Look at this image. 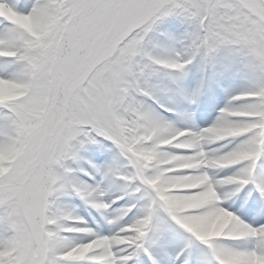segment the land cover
<instances>
[{
    "label": "rangeland",
    "instance_id": "1",
    "mask_svg": "<svg viewBox=\"0 0 264 264\" xmlns=\"http://www.w3.org/2000/svg\"><path fill=\"white\" fill-rule=\"evenodd\" d=\"M56 2L61 0H0V15L7 17V20L0 17V101H8L9 104L13 101L10 107L15 111L0 108V146L6 144L8 148L5 153L3 149L0 151L3 153L0 156V264H55L57 258L63 257L73 263H82L95 256L103 264H121L120 260L126 256L130 259L126 264H130L140 255L139 246L142 244L134 220L151 218L147 222L148 229L140 231L146 233L144 244L151 251L154 243L159 248L166 245L164 238L157 233L159 227L152 223L160 216L153 213V210H158L154 208L155 204L170 213V218L181 229L186 231L194 226L172 214L164 202L172 182L167 183L166 188L162 183L157 182L153 186L151 182L171 172L172 168L166 166L167 156L151 164L157 168L149 176L150 184L143 182L146 198L137 194L138 189H133L129 193H135V207L132 203L119 205L127 214L120 222L115 214L107 216L105 221L100 211L104 208L106 212L105 205L109 203L118 210L114 206L116 201L113 204L99 198L97 210L88 205L80 211V206H85L76 202L72 192L78 196L76 189L86 186L90 192L87 198L90 199L91 194L102 196L103 191H108L115 183L122 185L129 176L119 171L117 167L120 164L124 168L132 164L133 170H128V173L135 178H145V168L141 162L139 164L136 151L126 146L128 142H149L140 149L148 152L150 157L158 158L164 152L170 153L165 146L172 140L176 141L173 145H178L181 141L184 143L188 135L193 134L198 139L205 131L212 136L216 129L212 127L220 122H229L231 130L241 125L249 129L257 127L239 139V142H248L246 148L249 150L257 151L260 145H264V124L259 119L260 115L264 117V15L260 10L256 14L247 11L250 6L258 10L263 4L260 0H211L210 3L208 0H95L92 7L87 6L85 12L94 15H86L77 22V30H80L77 44L72 46L73 40L67 44L72 34L64 40L68 49L62 57V70L65 71L66 67L68 79L62 83L58 95L57 102L62 106L59 104L51 111L61 113L60 119L66 121L67 127L56 143V159L46 167L36 162L35 148L44 131L42 113L56 100L59 86L60 77L58 79L54 68L55 50L66 26L67 14L73 13L81 0H66L63 4ZM63 6L62 16L52 24L45 20L49 18L51 9L56 11ZM186 11L193 13L194 22L182 19L183 22L181 18L173 17L174 13ZM206 14L207 19L204 20ZM50 25L52 28L49 30ZM129 29L133 31L131 35L126 34ZM38 33L40 39L47 33L51 37L46 42L48 54L43 63L37 64L40 68L35 69L20 55H24V47L28 46L32 35ZM125 34L130 47L121 50L118 62L90 71L89 79L69 100L68 92L71 93L86 76L92 61L112 49L116 39ZM152 35H155L154 40L149 38ZM205 39L210 44L209 55L203 49ZM148 41L153 42L152 47L142 49L141 45L148 44ZM139 50H143L144 57ZM151 61L168 69L177 65L187 66L190 62L197 67V72L189 79L188 71L182 72L174 76L172 82L165 83L161 74L152 71L154 63ZM121 64L122 78L129 80L127 91L116 88L120 77L111 76L112 72L117 73L116 70L121 69ZM204 78V87L197 86L190 91V87ZM208 85H213V94L218 86L227 93L216 97L215 104H205L200 96ZM146 92L153 97L157 108L146 101L139 104L138 95ZM179 99L183 100L184 106L173 116L169 113V106ZM178 118L181 121L187 118L188 122L183 121L182 126L175 127L171 141L166 137L151 139L165 126L163 122ZM90 127L105 133L115 145L104 147L94 136L97 132ZM53 134L50 133V137ZM175 136L177 139H173ZM219 143L213 142L202 148H215ZM242 148L245 149L244 145ZM123 149L130 152L126 154ZM115 154L117 160L111 158ZM74 159L79 164L73 163ZM73 164L78 167L93 165L90 168L92 177L88 179L86 172L85 177L79 174V169L74 172ZM181 165L187 167L189 160L183 159ZM194 174L201 172L195 170ZM117 198L123 201L125 196L118 195ZM144 207L152 210L140 209ZM75 209L77 212H73ZM78 213L89 218L82 221L87 224L91 221L93 225H88L90 231L83 230V240H77L75 244L72 238H79L82 233L73 236L69 229L64 231L63 227ZM161 220L168 227L176 228L165 218ZM213 221L215 223V219ZM261 221H264V216ZM152 232V240H148ZM91 240L95 246H100L83 253L79 247L91 244L88 242Z\"/></svg>",
    "mask_w": 264,
    "mask_h": 264
},
{
    "label": "bare ground",
    "instance_id": "2",
    "mask_svg": "<svg viewBox=\"0 0 264 264\" xmlns=\"http://www.w3.org/2000/svg\"><path fill=\"white\" fill-rule=\"evenodd\" d=\"M83 1L86 2V0ZM58 72H60L59 68ZM185 119L183 121L187 123L188 121ZM259 119L262 121V118ZM183 121L177 119L168 123L163 122L166 129L161 127L159 133L151 139L166 137L171 140L175 127L182 125ZM212 128H216L214 135L210 136L208 131H205L202 132L200 140H196L192 134L185 140L184 144L182 143V146L168 145V148L172 152H164L162 155H158V158L150 157L148 152L139 150L140 146L144 143H126L127 147L136 151L139 163L141 162L145 168L146 173H144V176L146 179L156 171L157 167H150L151 164L156 163V159H160L158 161L160 162L167 158L168 163L166 166H169V168L176 167L172 169L170 174L163 175L159 180H152L151 182L153 186L157 182L162 183L163 188H166L165 185L167 183L172 182L171 190L165 193L164 202L167 203L172 214L180 217L185 222L192 223L194 225L191 226L193 230L197 231L200 238L208 240L210 248L213 249V253H211L207 247L202 246L194 240L183 238L178 230L173 228L168 229L163 223L159 224V221L167 217V215L166 213L163 214L158 208L156 211L153 210V213L158 214L160 211V217L158 216L152 223L157 224L159 227L157 233L164 238L166 245L163 248L154 245L153 252L160 254L162 257L159 258H162L164 262H166L169 254L180 251L194 257L195 260L194 262L191 261L192 264H207L208 262L216 264H264V224L259 225L261 218L264 216V202H253L254 204L250 206V199H243V197L241 198L239 195H236L231 186L238 188V191H243L247 190L251 184L247 181L236 179L233 176H228L231 173L233 174V172L235 175V171H238L241 174L254 176L255 182L263 179L264 166H258L259 169L254 173L252 170L254 161L258 155L257 151L246 148L248 142H239L242 136H248L257 127L254 126L252 129H249L241 125L231 130L230 123L222 124L220 122L216 127ZM215 141L223 142L214 149L205 150L202 148V146ZM242 145H244L245 149H241ZM42 147L39 149L40 153ZM2 149L3 153H5L8 149L7 145L0 146V151ZM181 151H192L193 153H188L186 157L175 154ZM3 153L0 156H3ZM164 156L167 157L164 158ZM185 158L190 162L186 169L188 172L200 169L202 174H190L187 177L177 175L184 170L181 167V162ZM238 167L240 169L237 170ZM194 179L197 180L193 181ZM131 181L137 183L135 178H131L123 186L116 185V189L125 187ZM79 189L86 190L87 188L84 186ZM140 192H142L144 198L146 190L141 189ZM110 194L111 191L108 190L106 197ZM140 209L152 210L145 207ZM229 211H235L236 215H231ZM214 219L215 223H211ZM148 221H151V218L145 221L139 219L136 221L135 226L144 228L148 225ZM230 234L234 236L233 240L227 239V236ZM187 243L192 245V250L186 248ZM63 246L65 247V245ZM86 250L88 251V249L83 248L84 252ZM96 259L97 257L94 258V260ZM55 264L100 263L96 261L73 263L67 259L57 258Z\"/></svg>",
    "mask_w": 264,
    "mask_h": 264
},
{
    "label": "trees",
    "instance_id": "3",
    "mask_svg": "<svg viewBox=\"0 0 264 264\" xmlns=\"http://www.w3.org/2000/svg\"><path fill=\"white\" fill-rule=\"evenodd\" d=\"M94 3H95V0H91V6H90V7H92V6L94 5ZM60 14H61V9H59V10H57V11H54V12H52L51 14H49V15H48L49 18H45V20L49 21L50 24H52V22H53L54 20H56V19L58 18V16H60ZM86 15H87L88 17H90V16H92V15H94V14H89V13H87ZM86 15H84L83 18H82L81 20H83L84 17H85ZM78 27H79V25L76 23V25L74 26L73 33H72V35L70 36L71 38L68 39L67 44H68V43H71L72 40L74 41L73 44H72V46H75V45L77 44V43H76V42H77V34H78V32L80 31V30H77ZM51 28H52V27H51V25H50L49 30H50ZM48 33H49V31H48ZM48 33L45 35L44 38H41V39H40V35H39V33H38L37 35H32L31 39H30L29 42H28V46H29V48H27V49H29L31 55H28V54H26V55L29 56L30 61H31L34 65H36V62H37V61H40V60L43 58V55H47V54H48V52H47V50H46V48H47V47H46V42H47V40L51 37ZM67 49H68V46L66 47V50H67ZM30 53H29V54H30ZM36 60H37V61H36ZM74 80H75V79H74Z\"/></svg>",
    "mask_w": 264,
    "mask_h": 264
}]
</instances>
